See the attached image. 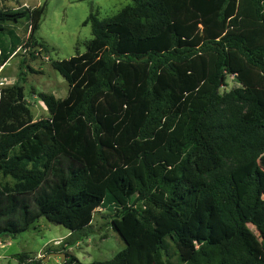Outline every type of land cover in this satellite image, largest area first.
<instances>
[{
	"label": "trees",
	"instance_id": "obj_1",
	"mask_svg": "<svg viewBox=\"0 0 264 264\" xmlns=\"http://www.w3.org/2000/svg\"><path fill=\"white\" fill-rule=\"evenodd\" d=\"M130 1L91 12L87 50L51 60L69 91L37 92L47 117L1 86L0 237L41 217L72 235L106 203L125 248L63 264H264V0ZM35 11L0 8V69L48 50ZM228 75L241 85L221 93Z\"/></svg>",
	"mask_w": 264,
	"mask_h": 264
},
{
	"label": "rangeland",
	"instance_id": "obj_2",
	"mask_svg": "<svg viewBox=\"0 0 264 264\" xmlns=\"http://www.w3.org/2000/svg\"><path fill=\"white\" fill-rule=\"evenodd\" d=\"M130 2V0H0V8H16L21 4L36 8L35 17L37 16V20L41 22L37 32L38 40L48 46V50L36 46L35 49H31L33 54L25 49V46L19 48L17 54L0 69V86L13 84L23 86L26 102L34 114V119L47 117L49 111L37 92L44 91L64 98L69 91L68 82L53 67L51 60L69 58L87 50L93 35L91 25H85L84 20L91 12L99 17L112 16ZM11 26L27 40L31 28L27 21ZM240 85L235 76L228 75L220 92H228ZM258 162L259 170L264 173V154ZM250 169L249 166L247 170ZM0 181H4L1 175ZM116 212L115 206H108L106 203L101 205L91 211L88 223L72 235L64 225L41 217L28 230L10 234V243L0 247V264H24L18 258L23 252L33 256L43 254L42 259L33 261L32 264H62L61 258L53 255L49 257V261H44V257L51 253L50 248L57 249L56 252L76 254L84 263L111 259L126 246V242L112 223ZM250 228L264 244V233L253 225H250ZM170 260L178 264L174 253Z\"/></svg>",
	"mask_w": 264,
	"mask_h": 264
},
{
	"label": "crops",
	"instance_id": "obj_3",
	"mask_svg": "<svg viewBox=\"0 0 264 264\" xmlns=\"http://www.w3.org/2000/svg\"><path fill=\"white\" fill-rule=\"evenodd\" d=\"M10 238H9V235H5V236H3V237H0V247L2 246H5L6 244H8V243H10ZM48 245H50L49 243H47ZM52 253H54V252H52ZM52 253H49V255L48 256H46V257H44V261L46 262V261H49V257L50 256H52L53 254ZM1 256V255H0ZM33 256V255H32ZM54 256V255H53Z\"/></svg>",
	"mask_w": 264,
	"mask_h": 264
},
{
	"label": "built area",
	"instance_id": "obj_4",
	"mask_svg": "<svg viewBox=\"0 0 264 264\" xmlns=\"http://www.w3.org/2000/svg\"><path fill=\"white\" fill-rule=\"evenodd\" d=\"M0 88H1V86H0ZM42 258H43V254H42V253H38V254H36V255L34 256V258H30V259H28L26 262H24V264H32L33 261H35V260H40V259H42Z\"/></svg>",
	"mask_w": 264,
	"mask_h": 264
},
{
	"label": "water",
	"instance_id": "obj_5",
	"mask_svg": "<svg viewBox=\"0 0 264 264\" xmlns=\"http://www.w3.org/2000/svg\"><path fill=\"white\" fill-rule=\"evenodd\" d=\"M54 256L60 257L62 260V264L65 262L67 255L65 252H54L52 253Z\"/></svg>",
	"mask_w": 264,
	"mask_h": 264
}]
</instances>
